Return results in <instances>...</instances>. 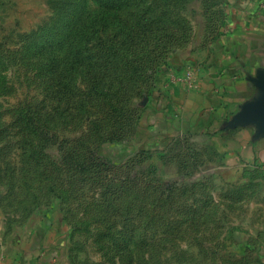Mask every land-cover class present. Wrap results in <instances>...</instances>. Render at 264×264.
<instances>
[{"label": "rangeland", "instance_id": "1", "mask_svg": "<svg viewBox=\"0 0 264 264\" xmlns=\"http://www.w3.org/2000/svg\"><path fill=\"white\" fill-rule=\"evenodd\" d=\"M225 4L0 0L1 252L32 255L47 229L37 257L63 247V264H257L264 168L165 142L148 117Z\"/></svg>", "mask_w": 264, "mask_h": 264}, {"label": "crops", "instance_id": "2", "mask_svg": "<svg viewBox=\"0 0 264 264\" xmlns=\"http://www.w3.org/2000/svg\"><path fill=\"white\" fill-rule=\"evenodd\" d=\"M225 3L222 32L206 57L177 63L161 77L148 117L157 119L165 142L181 138L227 164L264 168V0ZM44 240L28 242L25 253L35 248L33 256L0 251V264H63V247L55 257L49 249L37 257ZM257 261L264 264V254Z\"/></svg>", "mask_w": 264, "mask_h": 264}, {"label": "trees", "instance_id": "3", "mask_svg": "<svg viewBox=\"0 0 264 264\" xmlns=\"http://www.w3.org/2000/svg\"><path fill=\"white\" fill-rule=\"evenodd\" d=\"M31 119H36V116L35 117L34 116H31ZM42 121H43L42 124L37 125V126L33 127L32 129H30L32 132H34V133L37 134L35 138L41 144L45 143V141L47 139L46 138V134H47V122H46L45 119H42ZM42 127L44 128V131L41 130Z\"/></svg>", "mask_w": 264, "mask_h": 264}, {"label": "built area", "instance_id": "4", "mask_svg": "<svg viewBox=\"0 0 264 264\" xmlns=\"http://www.w3.org/2000/svg\"><path fill=\"white\" fill-rule=\"evenodd\" d=\"M188 81H189V82H188V84H189V83L191 82V80L188 78Z\"/></svg>", "mask_w": 264, "mask_h": 264}]
</instances>
